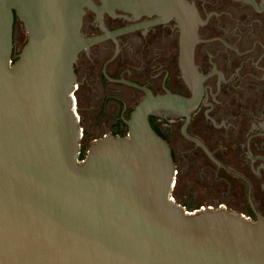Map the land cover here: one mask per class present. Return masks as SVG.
<instances>
[{
	"label": "water",
	"instance_id": "water-1",
	"mask_svg": "<svg viewBox=\"0 0 264 264\" xmlns=\"http://www.w3.org/2000/svg\"><path fill=\"white\" fill-rule=\"evenodd\" d=\"M86 7L96 9L93 0H0V264H264L263 219L189 210L183 191L173 198L172 150L149 116L187 114L197 98L131 83L146 97L129 135L97 139L79 161ZM16 17L28 39L14 60Z\"/></svg>",
	"mask_w": 264,
	"mask_h": 264
},
{
	"label": "flooded vegetation",
	"instance_id": "flooded-vegetation-1",
	"mask_svg": "<svg viewBox=\"0 0 264 264\" xmlns=\"http://www.w3.org/2000/svg\"><path fill=\"white\" fill-rule=\"evenodd\" d=\"M93 2L81 25L93 42L75 62V94L77 109L112 121L97 135H129L126 121L146 97L131 83L197 98L187 114L149 116L172 150L173 198L183 191L190 208L264 220V0H184L179 12L176 0ZM19 25L16 17V59L28 39Z\"/></svg>",
	"mask_w": 264,
	"mask_h": 264
},
{
	"label": "rangeland",
	"instance_id": "rangeland-1",
	"mask_svg": "<svg viewBox=\"0 0 264 264\" xmlns=\"http://www.w3.org/2000/svg\"><path fill=\"white\" fill-rule=\"evenodd\" d=\"M23 28V26L19 25V31ZM19 42H21V38H19ZM75 97L78 101V96L75 94ZM87 105V104H85ZM81 108H83L81 110ZM96 108H90L88 106H80V109H77L78 116L80 118V125L83 129L84 136L82 137V140L86 138L88 143H86L88 146H91L97 139L103 138L102 135H97L96 130L97 129H104L110 126L111 120L102 119V120H96ZM85 128H88V134L85 131ZM81 140V142H82Z\"/></svg>",
	"mask_w": 264,
	"mask_h": 264
},
{
	"label": "trees",
	"instance_id": "trees-1",
	"mask_svg": "<svg viewBox=\"0 0 264 264\" xmlns=\"http://www.w3.org/2000/svg\"><path fill=\"white\" fill-rule=\"evenodd\" d=\"M14 60H16V58H14ZM150 122H151L153 128L157 131V133H159L163 137L162 133L155 126L156 125V122L155 123L152 122V121H150ZM113 136H122V137H124V136H127V135L126 134H120V135H113ZM90 147L91 146H88L86 143L83 145L82 142H81L80 153H79V161L84 160V158L86 157V155H87L88 150H89ZM196 209H199V206H197V207H193L192 206L189 210H196Z\"/></svg>",
	"mask_w": 264,
	"mask_h": 264
}]
</instances>
